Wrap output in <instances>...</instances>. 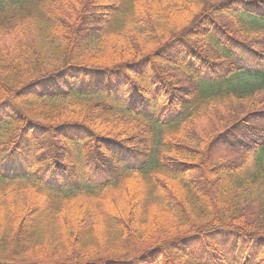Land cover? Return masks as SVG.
Instances as JSON below:
<instances>
[{
  "label": "trees",
  "instance_id": "obj_1",
  "mask_svg": "<svg viewBox=\"0 0 264 264\" xmlns=\"http://www.w3.org/2000/svg\"><path fill=\"white\" fill-rule=\"evenodd\" d=\"M263 153L264 0H0V264H264Z\"/></svg>",
  "mask_w": 264,
  "mask_h": 264
},
{
  "label": "rangeland",
  "instance_id": "obj_2",
  "mask_svg": "<svg viewBox=\"0 0 264 264\" xmlns=\"http://www.w3.org/2000/svg\"><path fill=\"white\" fill-rule=\"evenodd\" d=\"M244 18V17H243ZM245 19V18H244ZM263 155H264V153L262 154V157H263ZM220 246V245H219ZM221 247V250H222V253L225 255V256H227V255H229V256H235V257H237V258H241V257H239L240 255L239 254H241L242 255V251H240V252H238V253H236L234 250H233V248L231 247V246H229V245H222V246H220Z\"/></svg>",
  "mask_w": 264,
  "mask_h": 264
}]
</instances>
